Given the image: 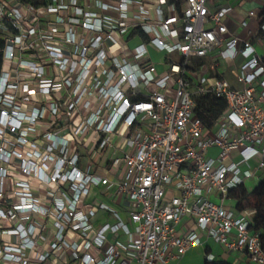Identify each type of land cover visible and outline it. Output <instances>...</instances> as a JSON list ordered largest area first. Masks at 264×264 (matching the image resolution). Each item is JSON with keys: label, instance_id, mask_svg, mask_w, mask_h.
<instances>
[{"label": "built area", "instance_id": "1", "mask_svg": "<svg viewBox=\"0 0 264 264\" xmlns=\"http://www.w3.org/2000/svg\"><path fill=\"white\" fill-rule=\"evenodd\" d=\"M225 1L0 0V264H169L204 237L264 264L255 211L225 206L264 170V18L241 39ZM207 95L227 104L212 130L195 112ZM93 187L132 228L87 202ZM101 211L115 222L96 228Z\"/></svg>", "mask_w": 264, "mask_h": 264}, {"label": "crops", "instance_id": "2", "mask_svg": "<svg viewBox=\"0 0 264 264\" xmlns=\"http://www.w3.org/2000/svg\"><path fill=\"white\" fill-rule=\"evenodd\" d=\"M106 2H116L118 0H105ZM231 5L233 7V11L230 14V16L227 18L226 23L229 26V29L231 30V33L235 34L236 36L240 37L241 39H248V30L247 28H244L242 26L243 21H247L249 24V27L253 30H256L259 26V22L264 18V0H227L223 2V5ZM214 8V6H212ZM250 11H255L257 17L256 18H249L248 14ZM110 16H116V13L114 12H106ZM135 43L134 46H136L139 43V39H134L131 41L130 44ZM131 46V45H130ZM157 53V52H156ZM161 59L157 65V70L159 72H163L167 69L164 63V54H160ZM179 57L176 54H173L171 56H167L166 61H178ZM229 63L224 62L222 63L221 67L224 69V72L221 73V75L228 80L233 86H238L234 74L232 73V68H229ZM220 67V68H221ZM231 75L233 76V79H228L227 77ZM210 151L214 153H218L217 148H213ZM111 157H112V149H109L105 155V157L99 162L98 166L94 168L93 170L96 173L104 174V170L110 166L111 163ZM86 159L87 157L84 156L81 161V166L84 168L86 166ZM261 175V172L258 174V177ZM249 181V180H248ZM252 181V180H250ZM246 187V186H245ZM115 190L114 189H107L106 187H93L91 189L90 195L87 199L88 203H93L95 201L106 203L109 206L113 207L120 215L121 220L124 222V224L128 225L130 228H132V225L130 223L129 213L126 210L125 207V200L122 199L120 203V199L114 196ZM226 203V202H225ZM227 207V206H226ZM231 210L236 211L235 205L233 208L227 207ZM114 223L115 219L113 216L108 212H99L97 216L94 219V226L96 228L102 226L105 223ZM194 221L188 218H185L182 220L179 230L185 231L188 227L193 226ZM204 244L202 246L194 247L190 249L182 258L179 260L173 261L176 262V264H205L207 261V255L213 256L214 262L219 263H228V264H253L250 262L248 257L241 253H235L227 251L223 246L218 244L212 239L203 238Z\"/></svg>", "mask_w": 264, "mask_h": 264}, {"label": "trees", "instance_id": "3", "mask_svg": "<svg viewBox=\"0 0 264 264\" xmlns=\"http://www.w3.org/2000/svg\"><path fill=\"white\" fill-rule=\"evenodd\" d=\"M177 4L180 9L182 0H177ZM135 35L136 32H132L128 36V40H132ZM226 108L227 104L223 98H218L212 95L198 97L195 101V112L208 130H212L215 127L217 118L226 110ZM228 199L234 202L235 209L238 212H243L245 210L255 211L250 228L252 232L259 234L264 247V180L260 181L252 190H248L245 186L234 189L230 193ZM205 264L228 263L207 260Z\"/></svg>", "mask_w": 264, "mask_h": 264}, {"label": "rangeland", "instance_id": "4", "mask_svg": "<svg viewBox=\"0 0 264 264\" xmlns=\"http://www.w3.org/2000/svg\"><path fill=\"white\" fill-rule=\"evenodd\" d=\"M134 44L135 43L130 44L131 47H133ZM150 53H151V56H152V60L155 63H158L162 56L159 55L158 53H156L152 48H150ZM232 70H233V68H232ZM219 72L223 73L224 69L222 67L219 68ZM227 78L231 80V79H233V76L229 75ZM218 153H214V152L210 151L208 157H216L218 155ZM251 180L252 181L249 180L245 184V186H246V188L248 190H252L260 181L264 180V170L261 171V175L259 177L255 178V179H251ZM212 201L215 202V203H218V204L221 203L220 198L214 197V196L212 197ZM225 206L233 208L234 202L232 200L228 199V200H226ZM169 264H176V262L172 261Z\"/></svg>", "mask_w": 264, "mask_h": 264}]
</instances>
